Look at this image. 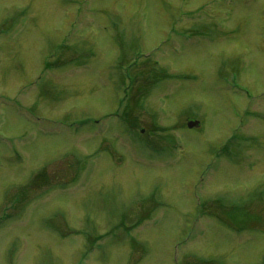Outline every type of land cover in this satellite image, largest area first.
<instances>
[{
    "label": "rangeland",
    "instance_id": "1",
    "mask_svg": "<svg viewBox=\"0 0 264 264\" xmlns=\"http://www.w3.org/2000/svg\"><path fill=\"white\" fill-rule=\"evenodd\" d=\"M0 264H264V0H0Z\"/></svg>",
    "mask_w": 264,
    "mask_h": 264
},
{
    "label": "flooded vegetation",
    "instance_id": "2",
    "mask_svg": "<svg viewBox=\"0 0 264 264\" xmlns=\"http://www.w3.org/2000/svg\"><path fill=\"white\" fill-rule=\"evenodd\" d=\"M154 64H155V65H159V62H154ZM150 68H151V69H149V71H148L146 74H150V75L156 74V75H158V74H163V73H165V70H166V68H163V67L161 68V67H158V66H156V67H150ZM135 69H137V68H134V70H135ZM154 71H155V73H154ZM139 75H142V74H141L140 72L136 73L135 76L133 77V78H134V81H133V82H129V83H134V82L136 83V82H137V81H136V80H137V76H139ZM142 76H143V75H142ZM133 78H132V79H133ZM146 85H147V84H145V80H144V78H143V81H140L139 87H141V90H142V89H143V86L145 87ZM125 86H127V85H125ZM131 86H132V85H131ZM138 100H139V99H138ZM138 100H137V101H138ZM129 101H131V98L129 99ZM119 113H120V115H119ZM127 114H128V111H127L126 109H124V110H121V112L117 110V111H116L115 113H113L112 115L115 116V118H116V117H119V119H125L126 116H127ZM112 115H111V116H112ZM113 116H112V117H113ZM110 118H111V117H110ZM115 118H114V119H115ZM133 123H134V122H133ZM133 123L131 124V126L134 125ZM131 126H130V127H131ZM133 127H134V126H133ZM137 128H138V127H136V126H135L134 128L131 127V129L134 130V131H135ZM142 131H143V128L141 129V133H142Z\"/></svg>",
    "mask_w": 264,
    "mask_h": 264
},
{
    "label": "water",
    "instance_id": "3",
    "mask_svg": "<svg viewBox=\"0 0 264 264\" xmlns=\"http://www.w3.org/2000/svg\"><path fill=\"white\" fill-rule=\"evenodd\" d=\"M198 124H199V122L196 121V122H190L188 125H189V127H194V126H197Z\"/></svg>",
    "mask_w": 264,
    "mask_h": 264
},
{
    "label": "trees",
    "instance_id": "4",
    "mask_svg": "<svg viewBox=\"0 0 264 264\" xmlns=\"http://www.w3.org/2000/svg\"><path fill=\"white\" fill-rule=\"evenodd\" d=\"M127 117V116H126Z\"/></svg>",
    "mask_w": 264,
    "mask_h": 264
}]
</instances>
